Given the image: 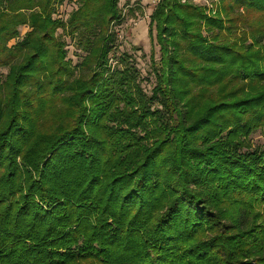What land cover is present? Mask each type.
<instances>
[{"label": "trees", "instance_id": "trees-1", "mask_svg": "<svg viewBox=\"0 0 264 264\" xmlns=\"http://www.w3.org/2000/svg\"><path fill=\"white\" fill-rule=\"evenodd\" d=\"M76 1L0 0V264H264V0H160L150 95Z\"/></svg>", "mask_w": 264, "mask_h": 264}, {"label": "rangeland", "instance_id": "rangeland-1", "mask_svg": "<svg viewBox=\"0 0 264 264\" xmlns=\"http://www.w3.org/2000/svg\"><path fill=\"white\" fill-rule=\"evenodd\" d=\"M157 0H119L118 7L122 14V21L112 28L114 44L108 55V65L111 72L131 68L135 71L136 81L148 95L155 86V75L152 64L160 60L159 46L153 29L149 31V17ZM77 6L76 0H55V15L53 19L65 23L72 10ZM206 12V11H205ZM207 14V12H206ZM208 15V14H207ZM211 17L215 15H210ZM27 32L26 28L19 29V39L11 41L9 45L20 40ZM58 38L65 43L66 60L72 69L80 63L83 54L77 49L75 40L65 35L62 30L57 32ZM264 44V41H263ZM154 61V62H152ZM7 69H0L3 78ZM78 76L77 71L74 72ZM251 149H264V130H257L249 137Z\"/></svg>", "mask_w": 264, "mask_h": 264}, {"label": "built area", "instance_id": "built-area-1", "mask_svg": "<svg viewBox=\"0 0 264 264\" xmlns=\"http://www.w3.org/2000/svg\"><path fill=\"white\" fill-rule=\"evenodd\" d=\"M159 1L157 0V3ZM182 2H185V0H182ZM192 3L203 7L208 15H215L218 0H192Z\"/></svg>", "mask_w": 264, "mask_h": 264}]
</instances>
